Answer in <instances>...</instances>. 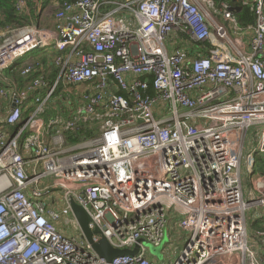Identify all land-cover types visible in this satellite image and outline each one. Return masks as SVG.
I'll use <instances>...</instances> for the list:
<instances>
[{
    "label": "built area",
    "instance_id": "built-area-1",
    "mask_svg": "<svg viewBox=\"0 0 264 264\" xmlns=\"http://www.w3.org/2000/svg\"><path fill=\"white\" fill-rule=\"evenodd\" d=\"M44 2L0 28V264H108L71 200L95 241L139 245L109 264H158L140 241L176 227L168 264H264L246 220L264 211V0Z\"/></svg>",
    "mask_w": 264,
    "mask_h": 264
},
{
    "label": "trees",
    "instance_id": "trees-1",
    "mask_svg": "<svg viewBox=\"0 0 264 264\" xmlns=\"http://www.w3.org/2000/svg\"><path fill=\"white\" fill-rule=\"evenodd\" d=\"M30 6L29 13H18L14 7L15 0H0V28L5 27H21L23 25L29 24L32 21L36 20L38 16L35 13L33 8V0H27ZM76 1V0H68ZM48 0H45V4ZM237 19L240 20V23L243 25L254 23V16L250 11L240 10L236 12ZM46 26H53L51 23H44ZM32 57L37 58L38 56L33 55ZM24 58H29V54L24 56ZM22 59L19 63H16L14 69L9 72V74L19 83L22 84L24 79L19 76V69L21 62L25 59ZM44 59V58H42ZM44 63V60H41V64ZM250 229L252 234L262 240L264 238V211L259 213L250 224ZM263 243V241H261Z\"/></svg>",
    "mask_w": 264,
    "mask_h": 264
},
{
    "label": "water",
    "instance_id": "water-1",
    "mask_svg": "<svg viewBox=\"0 0 264 264\" xmlns=\"http://www.w3.org/2000/svg\"><path fill=\"white\" fill-rule=\"evenodd\" d=\"M237 11H239V9ZM70 210L79 225L82 236L91 246L92 250L98 256L103 258L108 264L117 256H122L126 254H135L136 252H138L139 250L138 244L133 249H128V248L113 247L109 243V241L104 237H101L98 241H95L93 235L98 233V230L97 229L92 230L89 227L90 217L88 213L74 200L70 201ZM166 241L167 238L165 237L163 242L156 247H154L152 244L146 242L143 239L140 242L147 249L148 254L150 256L155 258H161L162 257L161 249Z\"/></svg>",
    "mask_w": 264,
    "mask_h": 264
},
{
    "label": "rangeland",
    "instance_id": "rangeland-1",
    "mask_svg": "<svg viewBox=\"0 0 264 264\" xmlns=\"http://www.w3.org/2000/svg\"><path fill=\"white\" fill-rule=\"evenodd\" d=\"M49 9L50 8H47L44 11V15L38 20V23L43 27H51L44 25V23H52L49 21V17L52 15L54 10H49ZM38 52H39L38 50H33L29 52V57H32L33 55H37ZM37 61H39V59H37ZM262 171H264V168ZM255 215H258V213L255 212L254 210H249L247 212L246 220L248 225H250L249 223L254 218ZM252 237L251 235L248 237L249 245H253L254 243V239ZM184 243H185V232L180 230L178 227H176L175 230L171 233V235H169V239L167 240V242H165V246H167V249L162 253V257L155 258L150 255L149 257L151 259H155L158 262V264L172 263L176 258L177 253L182 249ZM258 256L262 260L261 254H258Z\"/></svg>",
    "mask_w": 264,
    "mask_h": 264
},
{
    "label": "crops",
    "instance_id": "crops-1",
    "mask_svg": "<svg viewBox=\"0 0 264 264\" xmlns=\"http://www.w3.org/2000/svg\"><path fill=\"white\" fill-rule=\"evenodd\" d=\"M257 215L254 216V218L256 217ZM253 220V219H252ZM251 220V221H252ZM251 221L249 224H251ZM250 226V225H249ZM252 232V231H251ZM253 236V237H252ZM251 237L254 239V243L253 245H251L256 251L258 254H261V258H262V261H264V238H262V240L256 238L253 234H251ZM263 241V243L261 242Z\"/></svg>",
    "mask_w": 264,
    "mask_h": 264
}]
</instances>
